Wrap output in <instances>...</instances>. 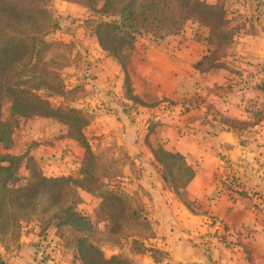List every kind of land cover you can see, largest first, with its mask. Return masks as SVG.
<instances>
[{
	"label": "rangeland",
	"instance_id": "374dc122",
	"mask_svg": "<svg viewBox=\"0 0 264 264\" xmlns=\"http://www.w3.org/2000/svg\"><path fill=\"white\" fill-rule=\"evenodd\" d=\"M16 1L21 9L26 6V0ZM127 1L110 0L116 11ZM156 1L135 0L132 5L140 18L133 29L127 22L134 41L132 47L121 48L123 67L101 49L95 36L98 23L120 21L111 9L103 11L102 0H31L36 15L3 28L11 38L41 32L35 42L43 37L46 46L38 48L43 62H37L33 75L48 87L36 92L59 109H80L88 120L82 133L89 145L87 150L57 118L14 117L9 97L1 99L0 131L8 134L0 140L1 165L9 167L0 176L3 264H102L92 248L102 259H113L111 264H173L163 249H155V237H162L156 217L171 216L164 195L191 208L183 191L190 172L184 159L161 152V145L151 147L149 137L159 117L176 107V114L184 112L207 89L224 88L234 100L251 84L264 93V45H257L255 57L247 43L253 33L264 42V0H199L218 6L219 20L183 5L194 0H174L173 10L155 8ZM144 8L153 11L144 17ZM161 57L169 63L166 70L180 68L187 76L193 65L201 73L217 71L215 79L222 70L226 79H216L210 87L204 77H197L191 97L167 93L173 86L170 76L159 79V88L144 85L142 73L155 75ZM16 80L12 77L6 84ZM160 86L164 93L157 95ZM50 87H60V95ZM254 108L253 115L264 121ZM132 122L138 129H131ZM135 136L141 137L139 146ZM140 156L151 159L148 166ZM146 166L157 169L160 182L145 175Z\"/></svg>",
	"mask_w": 264,
	"mask_h": 264
},
{
	"label": "crops",
	"instance_id": "0c3cea01",
	"mask_svg": "<svg viewBox=\"0 0 264 264\" xmlns=\"http://www.w3.org/2000/svg\"><path fill=\"white\" fill-rule=\"evenodd\" d=\"M248 37L247 43L253 47L251 53L254 52L251 55L256 57L257 45H264L263 39L257 33ZM161 59L156 74L142 73L141 81L159 88L163 80L159 79L170 76L173 86L167 93L172 95L194 96L197 77H204L210 87L216 86V79H226L222 70L215 79L217 71L201 73L193 65L192 74L188 72L185 76L180 68V72L166 70L169 63L164 57ZM248 68L252 70L254 65ZM141 71L145 73L143 67ZM247 88L237 92V100L232 93H225L224 88L207 89L184 112L176 114V107L170 115L159 117L149 137L151 147L161 145L166 152L179 154L185 166L193 171L183 190L191 208L171 200L169 194L164 195V206L171 216L156 217L158 234L162 237H155V249H163L173 264H264V121L251 112L256 107L264 115V93L253 84ZM157 90V95L164 93L161 86ZM251 103L255 106H246ZM130 125L131 129H138L137 123ZM135 138L139 146L141 137ZM139 159L142 161L143 157ZM148 159H143L144 165H149ZM147 166L145 175L160 182L157 169ZM152 263L156 264L154 260Z\"/></svg>",
	"mask_w": 264,
	"mask_h": 264
},
{
	"label": "trees",
	"instance_id": "16d2710c",
	"mask_svg": "<svg viewBox=\"0 0 264 264\" xmlns=\"http://www.w3.org/2000/svg\"><path fill=\"white\" fill-rule=\"evenodd\" d=\"M26 1V6L20 5L22 7L21 9L19 7V3H17L16 0H0V101L7 95L11 104L12 115L17 118L38 116L45 118H57L61 120L68 127V132L72 133V135H74L73 132L76 133V136L78 137L76 140H80L82 145L86 147L87 150H89V145L82 133V128L88 124V120L83 116V112L80 109L74 108H68L67 110L59 109L48 99L42 97L36 92L42 86L46 88L48 87L47 81L40 80L41 76L33 75L38 64L37 62H43V60H40L41 56L38 48L46 46L43 37L41 41L35 42L38 37L37 35H39L41 32H27L23 34V36H15L12 38L5 37L6 33L4 32V29H6V25H11V28L15 21L28 20L31 19L33 15H36L32 12L34 7L31 6V0ZM86 1L91 2V0ZM102 1L103 7L105 8H103V11L107 12V10L111 9L113 13L120 15V21L98 23L95 29V36L101 49L104 50L107 55H110L112 58L116 59V61L123 67V63L121 61L123 56L121 48L124 45L132 47L134 41V38L131 34L132 31H127V22H132L130 24L131 26L129 27L133 29L134 25H137L134 23L135 21L139 20L140 13H135L132 10V5L134 4L135 0H128L123 4L122 8H120L121 10L119 11L113 9V3H111L110 0ZM175 1L157 0L155 8L161 6L162 9H165L167 6L169 10H173L172 6L174 5ZM183 3V5H186V7L195 14L202 13L206 16L210 15L213 18L217 16L218 18H216L218 20L222 14L218 6L202 3L199 0L192 1L189 6L188 2ZM144 9H146L145 12H142L144 17L146 16L147 12L150 13V11H153L150 8ZM215 10L219 11L216 13ZM45 17L46 16H44V18ZM5 19L6 21H4ZM38 45L43 46L39 47ZM54 76H56V74H54L53 77ZM12 77H16L17 80L13 81L11 84H6L8 81L11 82ZM50 88L53 93H55V95H60V87ZM1 124L3 123L0 120V126ZM7 135L6 129L1 128L0 140L4 139ZM161 152L171 157L175 156L183 159V157L179 154L166 152L163 149H161ZM3 159L4 158L0 156V176L4 178V173L9 170V167L1 165V162L5 161ZM187 169L190 172V178L193 175V171L189 167H187ZM41 180L43 182L49 181L47 178H42ZM91 252L94 253L93 256L96 258V262L102 264L113 263V259H102L98 250L95 251L92 248ZM0 264H3L1 260Z\"/></svg>",
	"mask_w": 264,
	"mask_h": 264
}]
</instances>
